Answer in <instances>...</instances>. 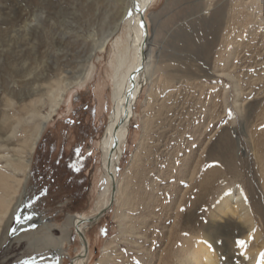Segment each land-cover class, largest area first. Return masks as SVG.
Returning <instances> with one entry per match:
<instances>
[{
	"label": "rangeland",
	"instance_id": "obj_1",
	"mask_svg": "<svg viewBox=\"0 0 264 264\" xmlns=\"http://www.w3.org/2000/svg\"><path fill=\"white\" fill-rule=\"evenodd\" d=\"M124 2L0 0V122L13 114L25 120L0 157L24 139L31 102L45 114L50 87L89 74L63 92L30 156L27 180L19 176L11 207L20 200L23 216L6 226L9 211L0 222V264H49L40 258L54 248L59 264H70L82 246L66 224L106 203L98 141L111 110L114 52L127 27L84 58L91 35L99 36ZM146 21L148 81L122 145L115 200L84 225L88 254L78 264H185L228 190L244 195L254 221L251 244L264 245V0H152ZM52 24L57 39L64 26L72 34L66 55L45 52L42 31ZM45 230L56 238L46 248ZM220 237L221 264H246L237 238Z\"/></svg>",
	"mask_w": 264,
	"mask_h": 264
},
{
	"label": "bare ground",
	"instance_id": "obj_2",
	"mask_svg": "<svg viewBox=\"0 0 264 264\" xmlns=\"http://www.w3.org/2000/svg\"><path fill=\"white\" fill-rule=\"evenodd\" d=\"M151 2L152 0H125L124 4L120 6V10L119 7L116 8V11L111 13L106 28H103L101 32H99V36L97 32L91 35L90 53L84 58V61L88 62L92 57V52L96 49H102L109 42L110 38L122 28V26L127 27L124 34V41L121 42L122 44L114 52V62L110 75L111 110L106 128L98 141L101 156V169L104 172L109 188L108 198L102 207L109 204L111 206L115 200L117 186L115 172L122 156V145L128 136V126L133 115L135 101L140 90L148 81L149 31L147 29L146 11ZM142 21L146 22V27H144ZM29 27L30 24L28 23L24 26V28ZM18 30L19 29L16 31ZM55 30V25L52 24L42 31L43 37L45 38V44L43 45L45 52L48 56L49 54H56L60 51L66 55L68 53H66L67 46H65V38L72 34L70 31L66 32V27L64 26L59 29L57 39L54 36ZM75 32L78 33L77 30ZM82 67H84V65H82ZM66 72L68 71L66 70ZM88 75L89 74L84 71L79 77L68 78L64 82L63 87L60 86V82H57L54 87H50L47 90L49 110L45 114L39 113L37 100L31 102V105L25 108L26 114H28L27 119H30V122H27L26 130L22 133L24 139H21L18 148H14L13 152L11 151L12 154L9 156L2 155V157H0V160H2L3 163L0 169V222L10 211L4 225L8 226L12 220L15 219L18 221V217L23 216L20 215L23 210V207H19L20 200H17L14 206L11 207L14 194L16 193L22 179L19 178V176L25 177L26 172L29 171L31 163L30 156L42 136L46 124L54 114L57 113V109L61 104L63 92L65 93L67 89H70L75 85L83 84L85 80L84 78L89 77ZM32 80L34 81L36 79ZM30 83H32V81H27L26 85H29ZM26 87L27 90L29 88L33 89L30 85L29 87ZM36 91L37 90L33 89L34 93ZM14 118L15 114L10 116L4 115L0 122V147L2 144H10V141L17 135L16 131L19 130L18 125L25 123L24 118H19V115L16 116L15 119ZM28 130L30 132L29 135ZM17 138L18 135L15 137L14 142H16ZM17 142H19V140H17ZM109 171H111L114 176L115 184L112 199V182L108 175ZM88 217L90 216L78 215L72 217V219L68 218L70 222L67 219L69 223L66 225L71 224L73 231L76 233L75 226L79 219H86ZM32 218L35 217L33 216ZM15 220L13 222H15ZM23 225L21 224L20 228ZM84 225L87 224H78L76 227H78L85 238L83 233ZM44 228L49 229V226H44ZM200 228L201 230L197 234L196 243L192 248V251L189 253L190 256L186 263L221 264L223 253L221 250L220 236L224 234L233 240L237 238L239 252L246 264H264V245L251 244L256 238L254 236V221L250 208L245 202V197L240 190H228L223 196H221L219 202L214 206L209 215L208 223L206 226H201ZM235 230L238 233L237 237H235L236 235L233 233ZM67 234L68 233L65 232V238ZM77 236L79 237L78 234ZM41 238L44 243V248L52 246L56 241V238L54 240V237H52L47 230H45V233ZM33 239L35 238L33 237ZM240 241L244 242L243 245L239 243ZM43 243L41 244L43 245ZM44 254H47V256H42L40 259H46L49 264H59V248H54L50 250V252ZM79 254L83 255V247L77 255ZM87 254L88 250L84 256ZM77 255L73 258V264H78L84 260L77 257Z\"/></svg>",
	"mask_w": 264,
	"mask_h": 264
},
{
	"label": "water",
	"instance_id": "obj_3",
	"mask_svg": "<svg viewBox=\"0 0 264 264\" xmlns=\"http://www.w3.org/2000/svg\"><path fill=\"white\" fill-rule=\"evenodd\" d=\"M142 22H143L144 27H146V22L145 21H142ZM108 175H109V177L111 179V182H112V197H111V199H112L113 198V194H114V189H115L114 176H113L111 171L108 172ZM110 203H111V201H110ZM109 207H110V204L105 206V207H102L94 215H92V216H90V217H88L86 219H79V221L77 222V225L78 224H87L88 225V224H91V223L95 222L99 217H101L108 210ZM76 226H75V231H76V234L79 235L80 241L82 243L81 245L83 247V255L79 254V255H77V257H79L81 259H84L85 258L84 255H85V253L88 250V246H87L86 239L84 238L83 234L78 229V227H76ZM70 264H73V258L71 259Z\"/></svg>",
	"mask_w": 264,
	"mask_h": 264
},
{
	"label": "snow or ice",
	"instance_id": "obj_4",
	"mask_svg": "<svg viewBox=\"0 0 264 264\" xmlns=\"http://www.w3.org/2000/svg\"><path fill=\"white\" fill-rule=\"evenodd\" d=\"M239 243H240L241 245H243L244 242H243V241H240Z\"/></svg>",
	"mask_w": 264,
	"mask_h": 264
}]
</instances>
